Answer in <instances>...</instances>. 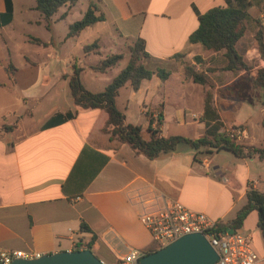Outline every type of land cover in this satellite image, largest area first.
<instances>
[{"label": "crops", "instance_id": "0c3cea01", "mask_svg": "<svg viewBox=\"0 0 264 264\" xmlns=\"http://www.w3.org/2000/svg\"><path fill=\"white\" fill-rule=\"evenodd\" d=\"M92 1L79 0L74 6L61 7L52 17L49 30L34 0H11L12 20L0 26V250L47 255L79 246L82 250L90 248L105 264H119L131 250L143 252L154 248L150 232L139 219L140 200L162 195L227 223L247 204L250 185L259 191L264 187V161L257 157L239 158L225 150L198 154L182 145L172 154L151 160L137 154L128 144L111 139L102 131L108 119L104 110L82 109L74 104L68 79L64 78L72 72L53 73L46 62H34L28 49L30 44L52 45L54 37L48 42L40 34L41 28L54 34L56 26L66 22L67 32L57 45L69 42L70 49L78 47L79 58L72 56L73 52L68 54L69 67H82V83L85 87L88 83L97 85L94 90L86 88L100 92L125 66L108 78L103 76L119 63L106 73H96L91 67L113 53L124 54L122 61L127 65L129 46L143 38L149 53L142 61L144 66L166 69L170 76L163 81L154 75L144 80L137 91L129 84L120 89L116 103L125 114L126 123L146 131L150 118L154 128L159 126L160 119L163 136L192 139L204 136L208 123H222L220 132L225 133L228 126H242L243 134L237 142L261 147L264 109L257 93L248 92L249 86L242 79L235 87L238 80L219 82L221 73L228 77L232 72H206L205 68L213 66L212 59L220 52L205 54L204 47L189 42L199 25L198 15L226 6L228 0H96L105 21L67 38L69 26L76 22L69 18L77 9L80 20ZM6 12V0H0V14ZM93 28L96 30L92 31ZM83 34H88L86 41L98 42V54H84L83 48L88 44L82 39ZM178 53L189 65L196 56L201 57L202 62L195 64V69L205 71L213 87L205 88L187 80L183 62L174 58ZM48 56L59 57L57 52ZM91 57L93 62H85ZM89 70L93 75L88 77ZM31 71L32 77L27 76ZM50 73L54 81L47 85L43 79ZM239 77L242 78L241 73ZM57 84L63 85L64 96L68 95L71 103L66 104L68 108H56L50 116L41 118L42 98ZM219 88L229 89L226 109L220 106ZM234 88L247 93L246 98L236 99ZM17 89L15 105L9 103L7 93ZM247 104L260 109L259 118L251 126V114L239 117L244 108L251 113ZM68 112L73 114L71 119L45 128L52 117ZM229 113L233 121L229 120ZM249 218L256 219L258 226V213L252 211L243 227ZM241 231L254 236L247 230ZM255 250L264 258L263 246Z\"/></svg>", "mask_w": 264, "mask_h": 264}, {"label": "trees", "instance_id": "16d2710c", "mask_svg": "<svg viewBox=\"0 0 264 264\" xmlns=\"http://www.w3.org/2000/svg\"><path fill=\"white\" fill-rule=\"evenodd\" d=\"M36 9L44 16L47 21V26L51 28V19L63 6H74L79 0H34ZM260 2V1H258ZM7 12L0 14V26L9 24L12 20V3L11 0H6ZM251 0H238L233 3L228 0L226 6H217L209 9L203 14L198 15L199 25L197 29L190 35L189 42L191 44H200L206 50L215 52H224L225 66L219 68H208L206 72L230 71L234 74L241 73L244 85L249 86V91L259 92V101L264 109V66H258L255 69L248 64L244 56L237 49V45L244 37L246 32L245 23L250 14L247 7L251 5ZM264 18V12H263ZM106 17L101 8L91 3L84 13L83 17L69 26L67 38L76 37L87 27L105 21ZM258 30L255 34L257 49L261 60L264 61V22L256 20ZM99 44L97 41L85 45L83 50L85 55L99 53ZM129 60L127 65L121 72L110 82L103 91L92 92L84 86L81 81V73L83 68L77 64L72 66V74L64 75L68 79L70 95L76 106L82 109H101L104 110L108 119L102 129L106 134H109L111 139L122 144H128L137 154L144 155L148 159L154 160L162 156L172 154L178 151L182 145H187L195 150L198 154H211L213 152L229 151L239 158H254L264 161V146L256 147L238 143L225 132H220L222 123L216 122L213 125L207 124V132L204 136L196 139L183 136L162 135L159 126L154 128L153 119L150 118V125L146 131L139 125L126 123L125 114L117 107L116 99L120 89L129 84L135 91L140 88L144 80H150L154 75H158L163 81L167 80L170 72L163 68L157 70L148 69L142 61L149 57L146 49V42L143 38H138L129 46ZM122 53H113L100 61L91 69L96 73H106L113 69L120 61L124 59ZM182 57L178 53L174 58ZM194 63L184 66V74L187 80H192L194 83L213 87L207 73L205 71H196L195 64L202 62L201 57L196 56ZM221 97L220 106L223 109L228 107L226 99L228 91L222 88L217 89ZM211 104V95L208 93L206 97V113L209 115ZM228 113V112H224ZM73 117L71 112L66 114H57L52 117L45 125V128H50L59 125ZM149 117V115H148ZM218 118V117H217ZM232 114L229 113V120L233 121ZM218 123V124H217ZM264 128V116L262 121ZM11 129L12 127H5ZM242 129V126L235 127ZM248 202L239 210L235 219L230 222H220L219 228L226 230L228 228L241 230L247 216L252 211L258 213V227L264 235V191H259L250 185L247 192ZM75 250H81L79 246ZM154 252V249L143 251V255Z\"/></svg>", "mask_w": 264, "mask_h": 264}, {"label": "built area", "instance_id": "2783aa9c", "mask_svg": "<svg viewBox=\"0 0 264 264\" xmlns=\"http://www.w3.org/2000/svg\"><path fill=\"white\" fill-rule=\"evenodd\" d=\"M233 130L229 135L238 140L243 131L236 128ZM140 203L139 219L151 234L154 251L185 235L198 233L203 234L216 250L218 260L214 264H264V258L255 250L254 236L250 233L241 230L230 233V228L221 230V221L162 195L153 194L144 201L140 200ZM41 256L43 255L38 252L0 250V264ZM143 256L142 252L131 250L121 258L119 264H137Z\"/></svg>", "mask_w": 264, "mask_h": 264}, {"label": "rangeland", "instance_id": "374dc122", "mask_svg": "<svg viewBox=\"0 0 264 264\" xmlns=\"http://www.w3.org/2000/svg\"><path fill=\"white\" fill-rule=\"evenodd\" d=\"M258 1H260V2H258ZM92 3L97 4V1L93 0ZM251 3L252 4L249 7H247V10H248L250 16L245 23L246 32H245L244 37L238 43L237 49H238L239 53L244 56V58L248 62V64L251 65L255 69L258 66H264V61L261 60V58H260V54L258 52L257 43H256V39H255V34L258 30V24L256 23V20L259 19V20L264 22V18H263L264 0H251ZM79 17H80L79 11L76 9L74 12V16L71 19L69 18V20L71 22H75V21L79 20ZM55 29L56 30L54 32V34H55L54 35V34H50L48 29L45 30V32H43V30L41 28L40 34L44 38H46L48 42H50L52 36L54 37L53 44L47 45L45 47L40 46V45H36V44H30L28 47V49L30 51V56H31L32 60L36 63L46 62L47 66L51 67V70L53 71V73L55 71L61 72V70H68L71 73L72 67H71V64L69 67L70 56H68V54L73 52L72 56L75 57L78 55V58H79V56L81 55V52L78 49V47H75V48L73 47L72 49H70V46L72 44H70L69 42H67L66 44L61 43V44L57 45L58 42L61 41V38L63 41V38L67 32L66 22L61 21L60 24H58ZM95 30H96V28H93L92 31H95ZM87 35L88 34H83L82 39L85 40L84 41L85 44H91L93 41H86ZM20 45H22V42L20 43ZM209 51L210 50H206L205 54L209 53ZM50 52H52L53 54L55 52H57L59 57H57V58L49 57L48 54ZM103 54L105 55L106 52L104 51ZM93 60L94 59L91 57L88 60H86L85 62L90 63V62H93ZM176 60L178 62L184 61L182 58H179ZM212 60L213 61L211 62V64L213 66H208L205 68V70H207L210 67L211 68H219V69L223 68L225 66V62H226L225 57H224V52L218 53ZM14 61L17 63L18 58H15ZM183 64H184L183 66L189 65V64H186L185 62H183ZM124 66H126V62L120 61L119 64L116 66L115 70H113L112 72H109L108 75L103 76V77L108 78L109 75L116 73V71L119 72L120 69L123 68ZM1 71H2V69H1ZM32 72L33 71H31L29 74H27V76L32 77V75H33ZM219 72H224V71H219ZM88 74H87L88 77L93 75V73L90 70H89ZM221 75L223 76L221 79H219L220 80L219 82H221V83H225V82L233 80V79L236 81L238 80V82L236 84H234V87L241 83L240 79H242V78H240V77L238 78V75H240V73H236V74L232 73V74H229L228 77L224 76V74H222V73H221ZM53 76L54 75H52V73L47 74L46 78L43 79V82L46 83L47 85L52 84L54 81ZM213 77L215 78L217 76L213 75ZM236 78H238V79H236ZM32 81H34V80H32ZM242 83H243V80H242ZM88 84H86V87L88 89L94 90V89L98 88L97 85H91L90 83H88ZM205 88H209V87L205 86ZM234 90H235V95H233V96L236 99L242 100V99L246 98L247 93H241L236 88H234ZM228 91H229V89H228ZM18 96H19V90L18 89L17 90H9L7 93V100L9 101V103H14L15 105H17V97ZM248 96L252 97L251 94H248ZM259 97H260V95L257 94V99H259ZM68 102L71 103V98L68 95L64 96L63 85L57 84L53 88L51 93H48L44 98H42V104L39 107V109H41V111L39 112V115L41 116V118H44L45 116H50V114H52V112L56 108L61 107V108L66 109V108H68V107H66V104ZM33 104H34L33 101H30V105L32 106ZM247 105H249V107L251 109V113H248L246 111L247 109L244 108L242 113L239 115V117L244 118L247 114H251L253 116L252 120L249 123V125L251 126V124L256 122V120L259 118L260 109L259 108L255 109V107L252 106L253 104H247ZM135 109H137V108H135ZM36 115H38V113H36ZM189 119H192V118H189ZM225 130H226L227 134L234 132L233 128H230V126H228ZM252 131L256 132V129L253 128ZM222 155H224V153ZM222 155H221V157H222ZM260 191H264V187L261 188ZM241 230H247L248 232H252L254 234L255 247L261 248V246H263V248H264V235H263L262 231L259 229V227L256 225V219L249 218L245 227H243V229H241Z\"/></svg>", "mask_w": 264, "mask_h": 264}, {"label": "water", "instance_id": "95a60500", "mask_svg": "<svg viewBox=\"0 0 264 264\" xmlns=\"http://www.w3.org/2000/svg\"><path fill=\"white\" fill-rule=\"evenodd\" d=\"M235 230L231 229L230 233ZM218 254L203 234L185 235L168 246L144 255L137 264H214ZM11 264H105L88 249L61 251L36 259H16Z\"/></svg>", "mask_w": 264, "mask_h": 264}]
</instances>
